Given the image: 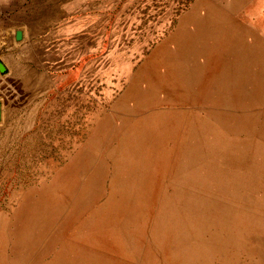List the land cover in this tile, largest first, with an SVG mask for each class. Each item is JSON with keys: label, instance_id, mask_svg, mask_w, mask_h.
<instances>
[{"label": "rangeland", "instance_id": "rangeland-1", "mask_svg": "<svg viewBox=\"0 0 264 264\" xmlns=\"http://www.w3.org/2000/svg\"><path fill=\"white\" fill-rule=\"evenodd\" d=\"M246 22L264 0H0V36L75 67L1 110L0 264H264V68L224 66Z\"/></svg>", "mask_w": 264, "mask_h": 264}, {"label": "crops", "instance_id": "crops-1", "mask_svg": "<svg viewBox=\"0 0 264 264\" xmlns=\"http://www.w3.org/2000/svg\"><path fill=\"white\" fill-rule=\"evenodd\" d=\"M231 30L234 32L235 37L233 45L229 48L236 55V59L224 66L237 70V74H241V69L247 72L248 68H264V36L249 42L251 37H256L254 25L249 22L244 25L234 23ZM2 34L0 36V61L5 65V73L2 74L0 72V103L3 117L6 103H8L7 107L13 111H21L28 107L29 104L32 107V96L41 94V91L46 89L49 84L62 83V81L54 79V71H56L58 76L64 70L75 67L74 62L71 65L57 64L53 69L51 68L52 75L50 76L49 71L42 67V61L45 62L46 60L44 57L42 58L44 52L40 51L39 53V51H34L33 46L18 43L15 31L8 32V30H3ZM245 37L249 38L248 43L245 41ZM59 47L57 45L51 53L57 52L58 54L60 50V54L63 56L64 47ZM43 49L45 50V48ZM244 53H247V55H241ZM37 106H33L30 109H36L38 108ZM30 115L32 114L30 113Z\"/></svg>", "mask_w": 264, "mask_h": 264}, {"label": "water", "instance_id": "water-1", "mask_svg": "<svg viewBox=\"0 0 264 264\" xmlns=\"http://www.w3.org/2000/svg\"><path fill=\"white\" fill-rule=\"evenodd\" d=\"M22 37V32L18 31L17 38L20 39ZM0 119H1V104H0Z\"/></svg>", "mask_w": 264, "mask_h": 264}]
</instances>
